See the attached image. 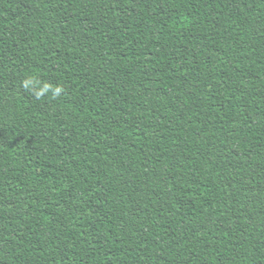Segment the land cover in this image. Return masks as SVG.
I'll list each match as a JSON object with an SVG mask.
<instances>
[{
  "label": "trees",
  "instance_id": "obj_1",
  "mask_svg": "<svg viewBox=\"0 0 264 264\" xmlns=\"http://www.w3.org/2000/svg\"><path fill=\"white\" fill-rule=\"evenodd\" d=\"M0 264H264V0H0Z\"/></svg>",
  "mask_w": 264,
  "mask_h": 264
},
{
  "label": "clouds",
  "instance_id": "obj_2",
  "mask_svg": "<svg viewBox=\"0 0 264 264\" xmlns=\"http://www.w3.org/2000/svg\"><path fill=\"white\" fill-rule=\"evenodd\" d=\"M57 91H59V89Z\"/></svg>",
  "mask_w": 264,
  "mask_h": 264
}]
</instances>
